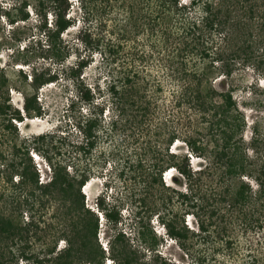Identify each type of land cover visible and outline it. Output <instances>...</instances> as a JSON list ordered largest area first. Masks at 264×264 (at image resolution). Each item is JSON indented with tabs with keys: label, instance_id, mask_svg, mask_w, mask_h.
Here are the masks:
<instances>
[{
	"label": "trees",
	"instance_id": "obj_1",
	"mask_svg": "<svg viewBox=\"0 0 264 264\" xmlns=\"http://www.w3.org/2000/svg\"><path fill=\"white\" fill-rule=\"evenodd\" d=\"M246 1L76 0L79 19L68 17L72 0H25L13 8L17 15L0 5V17L5 15L13 25L30 19V7L40 18V37L23 46L26 64L38 48L58 56L62 35L79 22L74 39L89 53L88 59L100 55L102 69L96 78L100 82L93 87L83 76L91 62L83 57L70 66L76 99L87 106L77 122L83 140L70 142V160L61 147H54L53 153L44 149L49 135L21 138L14 123L43 114L38 91L57 76L34 69L30 89H25L0 69V89L15 87L26 94L25 114L14 109L10 97L0 100V181L6 182L0 183V264H106L108 257L116 264H176L157 248L155 217L197 264H239L233 258L237 243L225 235L233 210L245 215L246 230L255 234L263 230L264 239V127L261 119L254 120L247 142V115L238 95L248 87L254 96L243 101L244 106L254 111L263 103L256 100V84L247 86L252 81L247 68L251 57L240 56L252 45L241 47L231 32L247 28L232 9ZM138 19L147 21L152 46L167 51L156 73L141 63L154 55L139 56L132 47L125 52L129 31L121 21L132 24ZM12 29L17 32L21 27ZM257 59L256 72L264 67V55ZM23 77L27 81L28 74ZM97 94H103L102 101ZM132 133L144 139L141 148L122 155L104 149L98 155L101 140ZM177 140L204 159L201 168L192 167L189 152L173 149ZM33 149L49 161L51 180L40 182ZM95 155L103 158L100 171L91 161ZM109 163L114 164L112 171L104 177ZM171 169L178 175L169 179L185 189L169 184L166 173ZM206 174L222 183L213 200L200 192ZM96 177H104L106 189L96 194L92 206L86 202V188ZM118 183H124L121 194H109ZM131 183L145 184L130 187ZM190 214L198 229L188 227ZM105 220L108 252L99 240ZM260 245L248 251L243 264H264V241ZM140 247L151 252L150 262ZM217 253L233 260L218 259Z\"/></svg>",
	"mask_w": 264,
	"mask_h": 264
},
{
	"label": "rangeland",
	"instance_id": "obj_2",
	"mask_svg": "<svg viewBox=\"0 0 264 264\" xmlns=\"http://www.w3.org/2000/svg\"><path fill=\"white\" fill-rule=\"evenodd\" d=\"M0 5L5 8L13 9L20 8L23 5L25 0H0ZM70 1V0H69ZM74 1V6L72 7L71 12L69 11L68 17L70 14L73 17L80 18L81 13L79 12V7L76 4V0ZM1 7V6H0ZM2 8V7H1ZM235 19L241 21L245 24L247 28L244 30H234L231 29V32L234 33L235 39L238 44L243 47L244 44L252 45V47H246L243 52H241L243 58L247 55L251 57V61L248 64V71L251 74L252 81L247 84L250 86L252 82L256 84L257 87V102L260 101L263 103V106L259 110L251 109L250 107H245L243 101L251 100L254 96L252 94L251 88H246L248 90L241 92L238 97V101L240 103V107L246 113V120L248 122L247 129L245 131V139L247 142L251 138L252 127L250 125L254 120L258 118L261 119L262 126L264 127V94L263 87L264 86V67L259 68L260 70L256 72L255 67L257 66L258 57L260 55H264V0H247L243 4H237L236 7H232ZM14 11V12H13ZM30 12V19L28 21H20L16 24H11L8 17L3 15L0 17V69H3V72L7 73V76H10L13 81L17 82L20 86L25 89H30L31 82L33 80L32 76L34 75V69L37 73H45L48 75H55L57 79L40 88L38 91V101L42 106L43 114L41 116L28 119L24 117L23 121L14 120V123L17 125L20 137H28L30 140L33 137H37L38 135H49L51 137L47 139L48 143L45 144L44 149L49 151L50 153L57 151L54 147H61L62 151L65 153V157L70 160V142L77 143L83 140V134H81L77 122L86 114L87 106L82 104L78 99H76V92L74 87L70 83V66L79 62L86 58L89 63L88 67L84 70V80L90 85L95 87V82L100 77V68L101 66V57L99 54H96L94 59H88L89 53L85 51L83 46L77 39L76 33L79 29L80 23H77V26L69 28L62 36H63V44L61 48V53L57 56L53 52H50L43 48H38V52L33 54L32 56H28L30 60V64H26L23 60L26 57L23 54V46L25 43H30L32 40H36L40 37L39 29L37 27L39 23V17L37 12L33 7L28 8ZM0 9V13H1ZM12 12L14 15H17V10L13 9ZM50 21H52V16H50ZM123 24H126L128 33V41L125 43V52L129 50L131 47L139 50L140 55H154L149 61H141L142 65L147 68L155 71V73L160 69H162V65L164 64L162 57H165L166 50L161 47H153L152 41H150L151 37H149L150 33H152L149 29L148 23H144V20L138 19V21L134 23H129V20H122ZM51 24V23H49ZM21 27V30L14 32L12 27ZM125 27V25H124ZM224 37V33L220 34ZM220 36V37H221ZM155 41V40H154ZM44 42V41H43ZM224 42V41H223ZM229 42L228 39L224 42ZM236 43V47L238 45ZM41 46V45H39ZM35 47H38L35 45ZM228 47L226 46V49ZM156 49V50H155ZM230 51V49H228ZM87 55V57H86ZM22 59V60H21ZM93 60V61H92ZM256 66H254V65ZM159 65V68L157 67ZM20 69L23 70V73H20ZM257 69V68H256ZM27 73L28 78L27 81L24 80L23 74ZM97 78V79H96ZM261 79L259 82L258 80ZM100 82V80H98ZM98 82H96L98 84ZM104 84V83H102ZM260 85V86H259ZM103 95V94H102ZM97 94V97L100 101L103 100L104 96ZM10 97V102L12 103L14 109H20L23 114H25L23 110V106L25 103L26 94L24 90H19L15 87H2L0 89V100H4V98ZM163 103V101H162ZM107 116L109 119L110 114ZM185 123V121H184ZM144 142L143 138H138L131 135H121L120 137H116L114 140H105L102 141L98 147V155L101 156V150L108 149L109 151H115L120 155L124 154L126 151H133L134 148H141L142 143ZM160 145H162V139H159ZM158 144V143H157ZM173 149L175 151L189 152L190 155V163L194 169H198L202 167L201 162H203V158L201 159L196 154H192V152L188 149L185 142L183 140H177ZM38 161H35V158ZM94 157L91 161L94 162L95 169L98 171L102 170L103 167V158L99 156ZM31 156L33 159L34 165L37 168V171L40 174V182H47L52 178V170L50 167V163L47 160L46 156L43 152H39L38 150H31ZM108 164V168L105 169V175L112 171V167L114 164ZM3 168V167H2ZM70 170V167L68 168ZM173 172L170 176L178 175V171L173 169ZM207 175V174H206ZM203 175L204 182L199 183L201 191L203 194H207V197L215 198L218 191L221 190L222 183H217L212 179L211 176ZM168 178V182L171 186L175 188L185 189V185H181L180 183H175ZM104 177L102 178H93L92 187L86 188L87 198L86 202L90 205H94V198L96 194L100 193L104 188ZM247 180H251V184L254 187H257V183L254 180L244 177ZM211 179L209 183L208 180ZM17 181L16 178H14ZM98 180V181H97ZM3 186L5 181H0ZM145 183H131L130 187L140 186ZM136 185V186H135ZM106 189V188H105ZM124 190V183H118V185H114L112 189H109V194H121V191ZM200 195H202L200 193ZM113 198V197H112ZM213 200V199H212ZM215 201V200H214ZM216 202V201H215ZM125 215H129L128 212ZM257 215H259L257 213ZM245 215L240 213L239 210H233L229 214V218H227V222L229 224V228L225 233L226 238L231 239L237 243V252L235 254L236 257L234 261L239 264H243L244 259L247 257V253L250 250H254V248H259L261 242L264 241L262 237L263 230L259 233H254V231L246 230V222ZM106 220L101 222L100 224V237L99 240L102 243L104 248H107V242L110 239L109 234H105L107 232V224ZM154 231L157 233L159 237V244L157 248L159 252L163 256H167L171 258L173 262L176 264H197L193 259L190 253L182 248L178 240L172 238L168 235L166 228L164 225L155 217L152 221ZM186 223L190 229H198V224L195 220V217L190 214L186 216ZM219 230L223 231V228ZM134 242V241H132ZM137 242V240H135ZM226 243V240L224 241ZM263 244V243H262ZM64 243H61L60 246H64ZM135 247V246H133ZM142 252L147 253V256L144 258L145 261L150 262L152 258V254L150 251L145 250L140 247ZM212 250H215L213 247ZM108 252V248H107ZM218 254V253H217ZM218 259H226L228 261H232V258L224 254H218ZM233 261V262H234ZM26 264V262H22ZM106 264H116L114 260L110 257L106 259Z\"/></svg>",
	"mask_w": 264,
	"mask_h": 264
},
{
	"label": "bare ground",
	"instance_id": "obj_3",
	"mask_svg": "<svg viewBox=\"0 0 264 264\" xmlns=\"http://www.w3.org/2000/svg\"><path fill=\"white\" fill-rule=\"evenodd\" d=\"M172 170H173V169H171L170 171H168V172L166 173V177H169V176H170V174L173 172Z\"/></svg>",
	"mask_w": 264,
	"mask_h": 264
},
{
	"label": "clouds",
	"instance_id": "obj_4",
	"mask_svg": "<svg viewBox=\"0 0 264 264\" xmlns=\"http://www.w3.org/2000/svg\"><path fill=\"white\" fill-rule=\"evenodd\" d=\"M34 158H35V155H34ZM35 161L37 162L38 161V159L37 158H35ZM170 171V170H169Z\"/></svg>",
	"mask_w": 264,
	"mask_h": 264
}]
</instances>
